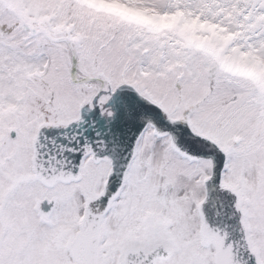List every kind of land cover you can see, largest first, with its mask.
<instances>
[{"label": "snow or ice", "instance_id": "obj_1", "mask_svg": "<svg viewBox=\"0 0 264 264\" xmlns=\"http://www.w3.org/2000/svg\"><path fill=\"white\" fill-rule=\"evenodd\" d=\"M0 264H264V0H0Z\"/></svg>", "mask_w": 264, "mask_h": 264}]
</instances>
